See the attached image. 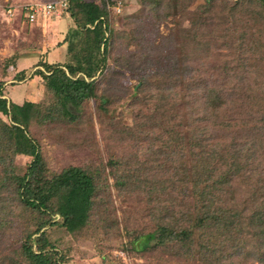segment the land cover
<instances>
[{"label":"trees","instance_id":"obj_1","mask_svg":"<svg viewBox=\"0 0 264 264\" xmlns=\"http://www.w3.org/2000/svg\"><path fill=\"white\" fill-rule=\"evenodd\" d=\"M132 2L115 25L103 2L69 0L82 33L73 63L40 60L29 72L27 54L0 59V264H67L49 228L85 237L105 226L108 213L94 215L109 195L106 170L150 216L151 229L129 240L133 251L181 264H264V0ZM25 79L40 81L44 99L9 96ZM125 96L137 112L130 122L104 116ZM90 99L113 141L136 150L146 140L145 160L50 166L34 127L82 130ZM67 104L81 111L65 115ZM21 154L30 160L18 172Z\"/></svg>","mask_w":264,"mask_h":264},{"label":"rangeland","instance_id":"obj_2","mask_svg":"<svg viewBox=\"0 0 264 264\" xmlns=\"http://www.w3.org/2000/svg\"><path fill=\"white\" fill-rule=\"evenodd\" d=\"M18 4L25 2H42L49 0H12ZM54 1V0H53ZM200 1V0H198ZM114 2V1H113ZM121 0L120 11L111 10L109 24L121 25L126 14L133 11L136 6L132 0H127L123 5ZM65 13L64 11H62ZM61 12V13H62ZM67 12V11H66ZM69 13V12H68ZM58 12L40 23L19 21L16 18L0 17V59H3L13 52L27 54L28 70L32 71L36 62L40 61V51L42 49V29H46L52 25L53 18ZM16 17V15H15ZM172 23L167 20L159 25V32L167 34ZM47 27V28H46ZM81 39L78 46L73 45L74 51L80 48ZM34 47H40L39 52ZM130 49L133 46L129 47ZM225 49H221L222 53ZM77 52V51H76ZM75 54V53H74ZM39 55V56H38ZM74 62V59H67V62ZM65 64V63H64ZM1 72V71H0ZM11 73V74H10ZM14 70H9L8 83H11ZM122 82L126 85L134 83V80L127 73L122 78ZM9 96L15 101H21L23 97L31 100H42L45 97L40 81L35 79L27 80L15 85L7 87ZM127 96L111 106L110 113L104 116H117L122 119L123 124L130 122L137 114L135 111L126 109ZM98 99H90L86 104L83 113H85V122L80 127L82 130L73 131L68 126L53 125L46 127H34L35 134L41 140L43 153L52 168L60 169L71 162H85L90 166L96 165L102 168L109 155L137 157L139 160L146 159L148 144L146 140L139 142L136 150L130 146V143L113 141L101 125L98 106ZM153 104L146 106L145 111L151 110ZM80 108L72 104L64 105L62 113L80 112ZM30 157L26 155H17L15 158V166L18 172H23L26 163ZM107 190L102 197L103 206L95 210V218L99 217V210H103L107 214L105 226L98 227V231L84 236L73 235L65 228L53 226L49 228V238L57 246L67 258V264H102V255L106 259L105 264H181L175 257L160 250L154 252H135L131 249L129 240L135 231L151 229L149 222L150 216L146 211H142L143 203L136 204V200L122 197L117 189L112 185L113 178L108 174ZM161 199H164L162 197ZM112 201V202H111ZM160 201V200H159ZM153 199V206L159 203ZM140 208V209H139ZM111 210V211H110Z\"/></svg>","mask_w":264,"mask_h":264},{"label":"crops","instance_id":"obj_3","mask_svg":"<svg viewBox=\"0 0 264 264\" xmlns=\"http://www.w3.org/2000/svg\"><path fill=\"white\" fill-rule=\"evenodd\" d=\"M11 2L13 1L11 0ZM13 3L18 4L16 2ZM66 11H64L65 13L59 11L56 17L53 18L51 22L52 25L48 28L46 27L47 30L42 29V49L39 58L45 62H59L61 64L65 63L64 65H66L67 59L70 57L71 59H75L77 49L74 51V48L77 47H73V45L75 43V45L78 46L82 33L68 11ZM15 12L16 17L14 15L12 18L21 21L18 11ZM44 19L47 18H39L36 22L40 23L39 21ZM70 63H72V61ZM67 64L69 63L67 62Z\"/></svg>","mask_w":264,"mask_h":264},{"label":"built area","instance_id":"obj_4","mask_svg":"<svg viewBox=\"0 0 264 264\" xmlns=\"http://www.w3.org/2000/svg\"><path fill=\"white\" fill-rule=\"evenodd\" d=\"M103 2L105 13L109 18L111 10L120 11L121 0H89ZM114 1V2H113ZM69 0H49L33 3L14 4L11 0H0V17L9 19L18 11L19 17L28 22H35L39 18H48L56 12L67 10Z\"/></svg>","mask_w":264,"mask_h":264}]
</instances>
